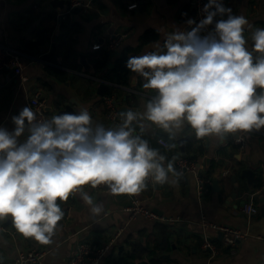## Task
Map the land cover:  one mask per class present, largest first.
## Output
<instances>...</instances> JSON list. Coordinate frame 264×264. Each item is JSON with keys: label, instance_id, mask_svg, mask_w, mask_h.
Here are the masks:
<instances>
[{"label": "crops", "instance_id": "crops-1", "mask_svg": "<svg viewBox=\"0 0 264 264\" xmlns=\"http://www.w3.org/2000/svg\"><path fill=\"white\" fill-rule=\"evenodd\" d=\"M81 1L87 6L66 12L70 0L55 3L0 0V45L20 52L26 77L21 82L12 69H0V127L11 131L14 128L11 117L27 106V97L37 90L45 98V110L51 115L67 105L75 111L81 105L90 106L93 127L118 126L107 118L105 96L114 95L122 100L118 107L121 121V106L142 113L146 102L156 93L143 89L142 78L130 71L127 84L108 80L109 68L117 55L126 53L129 58L143 54L156 42H162L174 27L186 28V20L195 16L191 0ZM133 2L137 6L130 10L128 6ZM222 2L234 15L246 16L254 28H264V0ZM119 33L125 34L121 44L115 50L106 49L107 37ZM149 33L154 36L143 41ZM245 35L251 45L250 32ZM52 49L55 62L44 58ZM253 55L255 58L260 54ZM104 56L108 60L106 65L95 67V59ZM131 127L135 129L133 135L157 138L162 146L166 145L165 138L172 139L175 147L160 153L168 159L193 158L201 174L210 178L205 190L198 189L191 172H184L175 185L151 184L146 180V188L133 196L112 195L107 185L85 186L81 191L95 203H102L104 211L91 214L80 192L72 194L66 202L57 201L64 216L49 244L22 235L11 216L2 219L5 230L0 228V264H12L17 252L27 249L44 251L41 264H68L79 242L97 247L112 237L115 240L99 264H124L122 259L129 264H264V213L261 212L264 194L255 193L264 184V134L260 132L264 129L229 134L221 143L215 136L197 139L186 122L170 132L144 119L133 121ZM181 138L184 139L180 145ZM236 138L242 139V144L235 143ZM243 170L251 171L249 179ZM133 200H139L157 215L178 216L180 221L169 223L142 216L131 219L128 207ZM249 202L258 207L257 213L243 212V206ZM203 215L213 222L239 228L248 236L227 246L220 233H213L210 240L213 247L203 248L204 232L199 225ZM133 253L136 256L131 259Z\"/></svg>", "mask_w": 264, "mask_h": 264}, {"label": "clouds", "instance_id": "clouds-1", "mask_svg": "<svg viewBox=\"0 0 264 264\" xmlns=\"http://www.w3.org/2000/svg\"><path fill=\"white\" fill-rule=\"evenodd\" d=\"M201 11L198 23L187 19L186 28L174 27L151 50L127 59L142 88L156 93L142 113L128 110L116 127H93L90 106L46 119L25 106L11 117V131L0 127V220L11 216L22 235L49 244L64 216L57 201L80 192L91 214L104 211L81 191L85 186L133 196L149 177L178 184L184 173L175 167L177 157L168 159L133 135L137 119L168 132L186 122L197 139L215 136L221 143L229 134L264 129V28L234 15L222 0H208Z\"/></svg>", "mask_w": 264, "mask_h": 264}, {"label": "built area", "instance_id": "built-area-1", "mask_svg": "<svg viewBox=\"0 0 264 264\" xmlns=\"http://www.w3.org/2000/svg\"><path fill=\"white\" fill-rule=\"evenodd\" d=\"M207 2L208 0H191V4L195 10L194 20H196L197 23L204 16L201 9ZM132 5L136 7L137 3L133 2L128 7L130 8V6ZM76 6L85 7L87 6V4L83 3L81 0H70L66 12H70ZM210 29L211 26H209V30ZM124 37V33L109 35L106 41L104 42L106 49L115 50L121 44ZM3 68L12 69V73L15 76H18L21 82H23L26 78L23 74L24 64L22 62L20 52L14 48L0 45V69ZM104 103L107 108V118L110 120V122L116 125L121 124L122 121L119 120L118 107L122 104V100L115 97L114 95H109L104 97ZM27 106H30L37 113L38 119H46L52 116L51 114H48L46 112V100L39 90L34 91L27 97ZM260 132L264 134V130ZM241 140L242 139L240 138H236L234 142L237 144H242ZM175 165L177 167V170H180L183 173L191 172L195 175L198 182V189L201 192L205 190V184L210 183V178H207L201 174L200 167L194 160L189 159L185 156H178L175 161ZM147 180L151 184H153V180L151 177H149ZM100 186L96 188H99ZM255 193L264 194V184H261L258 188H256ZM128 209L130 212L129 216L131 219H135L137 218V216H142L144 218L169 223H175L180 221V217L178 216L173 217L155 214L154 212L146 208L144 205H142L139 200H133ZM243 212L247 215L255 214L258 212V207L253 202L245 203V205L243 206ZM199 225L204 232V240L202 242L203 248L213 247L212 243L210 242L211 234L213 233H220L223 244L227 246L234 245L239 240L245 239L248 236L246 232L242 231L239 228H235L227 224L213 222L207 219L204 215L201 216L199 220ZM0 228L2 230H5L2 227L1 220ZM114 240L115 237H112L110 238L108 243L97 247H91L88 246L85 242H79L76 245V250L74 254L68 259V264H99L101 258L105 255L109 248H111ZM43 256L44 251L42 250H20L17 252L15 258L13 259L12 264H41Z\"/></svg>", "mask_w": 264, "mask_h": 264}, {"label": "trees", "instance_id": "trees-1", "mask_svg": "<svg viewBox=\"0 0 264 264\" xmlns=\"http://www.w3.org/2000/svg\"><path fill=\"white\" fill-rule=\"evenodd\" d=\"M152 36H154L152 33L149 34H145V36L143 37V41L148 40L149 38H152ZM128 57L126 53H121L119 55H117V57L115 58L113 65L109 68L108 70V76H106V78L112 82L118 83V84H127L128 83V74H129V70L126 67V61H127ZM107 56L104 58H97L95 59V67L97 68H101L104 67L107 63ZM142 139L147 140L149 143V146L152 148H156L159 151H165V152H169L171 151L172 144L174 143L172 139L169 138H165L166 141V145L162 146L158 141L157 138H149V137H142ZM188 158V157H187ZM190 159V158H189ZM193 159V158H191ZM207 177V176H206ZM140 251V249H139ZM136 254L133 253L131 254L129 257L131 259L135 258ZM122 262L124 264H129L128 260L126 259H122Z\"/></svg>", "mask_w": 264, "mask_h": 264}, {"label": "water", "instance_id": "water-1", "mask_svg": "<svg viewBox=\"0 0 264 264\" xmlns=\"http://www.w3.org/2000/svg\"><path fill=\"white\" fill-rule=\"evenodd\" d=\"M55 2H57V0H53L52 3H55ZM77 10H78V6H76V7L73 8V11H74V12H76ZM44 58H46L47 60H51L52 62H55V58H54V55H53V49H52L49 53L44 54ZM109 65H111V64L109 63ZM101 87H102V88H106V85H102ZM101 87H100V88H101ZM99 92H100L101 94L103 93L102 90H99ZM74 111H75V109H74L72 106L67 105V106H65L64 108L58 110L55 114H59V113H61V112H74ZM126 111H128V110H127V108L124 107V106H121V107L119 108V112H126ZM183 139H184V138L179 139V143H180V145L182 144ZM242 173H243L244 176L248 177V179H249V173H251L250 170H243ZM252 173H253V172H252ZM214 186L216 187V182H214ZM261 212L264 213V206L261 207ZM143 264H147V262H143Z\"/></svg>", "mask_w": 264, "mask_h": 264}]
</instances>
